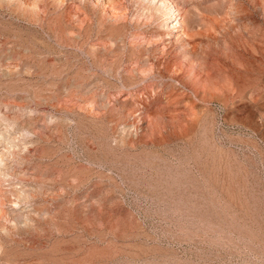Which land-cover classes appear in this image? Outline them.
<instances>
[{
    "label": "rangeland",
    "instance_id": "1",
    "mask_svg": "<svg viewBox=\"0 0 264 264\" xmlns=\"http://www.w3.org/2000/svg\"><path fill=\"white\" fill-rule=\"evenodd\" d=\"M163 1L0 0V264H264V0Z\"/></svg>",
    "mask_w": 264,
    "mask_h": 264
},
{
    "label": "bare ground",
    "instance_id": "2",
    "mask_svg": "<svg viewBox=\"0 0 264 264\" xmlns=\"http://www.w3.org/2000/svg\"><path fill=\"white\" fill-rule=\"evenodd\" d=\"M159 1L160 0H152V6L157 15L159 17L172 16V20L163 26L168 28V30L174 31L178 28L183 30L184 25L178 21V19H180V13L175 6L169 1V3L163 0ZM172 9L174 12H172ZM4 122L5 118L2 117L0 113V127H5L4 131L7 132L6 135L0 133V219L4 216H8L9 220L16 221L19 214L16 213L15 205L28 198V189H26V186L18 183V180L24 178L27 173L22 170L20 166L14 164V161L23 160L25 155L29 152L28 144L30 143V131L27 128H23L21 131L10 132L12 130L10 127L8 129L10 123L5 124ZM5 183H7L8 189H6L7 187L5 188ZM12 185L20 186V189H11L10 186ZM15 190L19 195L14 193Z\"/></svg>",
    "mask_w": 264,
    "mask_h": 264
}]
</instances>
